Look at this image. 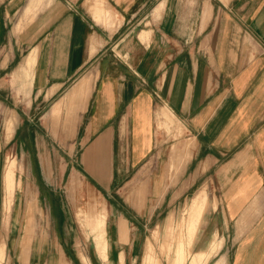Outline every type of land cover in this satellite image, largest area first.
Wrapping results in <instances>:
<instances>
[{
    "label": "crops",
    "instance_id": "obj_1",
    "mask_svg": "<svg viewBox=\"0 0 264 264\" xmlns=\"http://www.w3.org/2000/svg\"><path fill=\"white\" fill-rule=\"evenodd\" d=\"M18 89L16 102L33 109L39 132L72 137V154L82 150L79 162L98 184L158 169L151 161L158 154L155 127L172 133L169 181L156 201L193 161L192 186L208 163L231 239L229 264H264V204L234 238V221L247 204L259 194L264 199V0H0V94ZM17 120L14 114L2 119L0 149ZM59 120L63 136L56 135ZM184 126L195 140H181ZM189 144L193 154L185 163ZM46 161L40 157L39 164L50 174ZM15 170V160L7 159L2 235L18 184ZM74 178L83 182L73 172L70 185ZM33 209L32 200L26 219ZM25 233L29 242L33 225ZM22 251L14 264H40V253ZM48 264L69 263L59 249Z\"/></svg>",
    "mask_w": 264,
    "mask_h": 264
},
{
    "label": "rangeland",
    "instance_id": "obj_2",
    "mask_svg": "<svg viewBox=\"0 0 264 264\" xmlns=\"http://www.w3.org/2000/svg\"><path fill=\"white\" fill-rule=\"evenodd\" d=\"M21 90H4L0 94V142L2 119L12 114L18 119L12 137L0 149V181L7 159L13 158L14 178L18 182L12 193L7 226L4 223L5 236L0 234V264H14L18 249L26 255L28 251L40 253V264L57 259L59 249L69 264H229L231 239H226V218L219 207L216 186L209 179L214 169L206 170L208 163L203 164L202 176L192 186L190 175L198 166L193 161L179 184L170 186L163 198L166 187L156 201L161 183L169 181L166 165L173 140L172 133L155 127L158 154H152L151 161L158 169L129 171V176L114 177L112 184L105 183L108 179L98 184L92 178V171L79 162L82 150L77 147L72 154V137L54 138L48 132H39L41 123L37 116L33 117V109L16 102ZM64 124L58 121L56 135L65 134ZM74 127L73 123L68 128ZM184 128L181 140H195ZM36 136L41 137L38 140L44 146L40 153L35 149ZM177 154L181 166L182 153ZM192 154L193 147L189 144L184 151L185 163ZM207 155L202 154V158ZM40 157L52 165L50 174L40 166ZM18 164H22L21 169ZM182 168L174 171L172 184ZM73 172L83 182L74 178L70 185L68 179ZM175 190L174 198H178L173 200ZM3 198L0 184V233ZM32 200L33 218L26 219L28 202ZM263 200L260 194L255 196L234 221L235 239L257 218ZM26 225H33L29 242L25 239Z\"/></svg>",
    "mask_w": 264,
    "mask_h": 264
}]
</instances>
